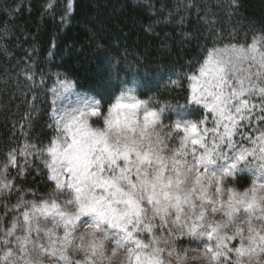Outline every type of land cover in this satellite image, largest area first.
I'll list each match as a JSON object with an SVG mask.
<instances>
[{"label": "snow or ice", "instance_id": "snow-or-ice-1", "mask_svg": "<svg viewBox=\"0 0 264 264\" xmlns=\"http://www.w3.org/2000/svg\"><path fill=\"white\" fill-rule=\"evenodd\" d=\"M72 6L69 0L66 15ZM187 79L186 103L174 107L177 118L167 124L169 141L177 142L171 157L165 155L171 145L155 131L158 123L163 124L166 109L155 110L148 101L132 96L131 89L116 97L106 114L99 101L71 112L54 109V135L46 145L25 142L10 148L0 165L3 220L11 214L6 226L0 227V264H114L121 251L125 264H164L161 242L174 246L185 236L199 241L200 246L191 250L193 260L260 264L264 257V35L254 36L250 43L208 49L198 74ZM56 83L58 88L49 89L56 95L58 89L73 87L66 80ZM190 105L210 111L214 126H205L207 117L185 118ZM100 117L102 126L90 122ZM245 122L248 126L255 122L259 134L253 138L240 132L242 140L237 141L234 135ZM30 168L41 175L47 170L53 182L47 192L37 195L19 183ZM185 169L194 171L187 190ZM244 170L252 174L251 182L240 191L229 180ZM213 186L218 194L215 201L207 194ZM224 191L227 198L221 195ZM14 193L16 202L10 204ZM26 193L33 198L25 199ZM189 206L191 212L185 214ZM217 212L225 222L204 223L206 216ZM253 217L261 222L259 226ZM84 229H88L86 237ZM237 238L238 244L229 243ZM189 251L171 247L167 254L176 252L179 261L188 258ZM75 252L80 253L78 258H73Z\"/></svg>", "mask_w": 264, "mask_h": 264}, {"label": "trees", "instance_id": "trees-1", "mask_svg": "<svg viewBox=\"0 0 264 264\" xmlns=\"http://www.w3.org/2000/svg\"><path fill=\"white\" fill-rule=\"evenodd\" d=\"M68 2L0 0V165L10 148L47 144L54 135L49 89L59 76L99 101L105 114L132 87L176 119L173 109L190 91L187 77L208 49L264 35V0H72L66 15ZM187 111V119L203 116L196 105ZM230 181L243 189L251 178ZM19 183L37 195L51 187L35 169Z\"/></svg>", "mask_w": 264, "mask_h": 264}, {"label": "rangeland", "instance_id": "rangeland-1", "mask_svg": "<svg viewBox=\"0 0 264 264\" xmlns=\"http://www.w3.org/2000/svg\"><path fill=\"white\" fill-rule=\"evenodd\" d=\"M231 45H234V44H231ZM225 46H228V45H222V46H220V47H217V48H224ZM206 55H207V53H206ZM205 55V56H206ZM205 58V57H204ZM204 60V59H203ZM203 62V61H202ZM245 67H247V64L245 65ZM253 71H255V69H253ZM197 74H198V72H197ZM57 80H66V81H69V82H71L72 83V85H73V87L72 88H70V89H68V90H64V89H58V91H59V95H56L55 94V99H54V101L55 102H53V107H52V111H51V116H52V112H53V110L54 109H59L60 111H67V112H71L73 109H78V108H83L86 104H91V103H93L95 100L93 99V97L92 96H90V95H87L86 93H84V92H80V91H78L77 89H76V87H75V85H74V83L71 81V80H69V79H67L66 77H64V76H59V77H57ZM57 82V81H56ZM55 88H58V85H57V83L55 84ZM129 89H131V88H129ZM129 89H126V90H124L123 92H128V90ZM132 90V89H131ZM122 93V92H121ZM121 93L119 94V95H121ZM131 94H134V91L132 90L131 91ZM118 97V96H117ZM137 97V96H136ZM137 99H139L138 97H137ZM141 100V99H140ZM253 102L254 103H259V101L256 99V98H253ZM114 103H115V101H114ZM197 106H199L200 107V109H201V111H202V113H203V116L202 117H207V121H206V125L205 126H207L208 128H211V127H213L214 126V121H213V118H212V114L210 113V111H208L207 109H205L204 107H203V105H197ZM157 111H159V110H157ZM259 114V112H258V110H257V115ZM57 115H60V112L58 111L57 112ZM93 120H95L96 121V118H90V122L91 121H93ZM175 119H170V118H168V117H166L165 116V112L163 113V122L165 123V124H169V123H171L172 121H174ZM253 121H255V117H253ZM100 123H102V121H100ZM94 126H95V124H94ZM203 127V126H202ZM258 127V125L255 123V122H253V124L251 125V126H248L247 125V122H245V125H243V126H241V128L238 130V132L234 135V139L235 140H237V141H241L242 140V138H241V135H240V132H244L246 135H251V136H253V138H255V136L256 135H258L259 133L256 131V128ZM222 130V129H221ZM209 140H211V135L209 134V136L207 137ZM243 143H245L247 146H251L250 144H248V142L247 141H242ZM46 145V144H45ZM249 159H251V158H249ZM37 163H39V162H37ZM253 163H257L256 161H253ZM41 167H43L42 165H41ZM31 169V168H30ZM13 171H14V173H15V170H12V174H13ZM29 171V170H28ZM37 173V172H36ZM44 173H45V178H46V182H50L51 183V187L53 186V182H51L50 180H48V178H47V170L45 169L44 170ZM241 175H248L250 178H251V173L250 172H248L247 170H244V171H238L237 173H236V178H237V176H241ZM235 178V179H236ZM231 180V179H230ZM229 180V183L230 184H232V182L233 181H230ZM233 185V184H232ZM250 185V184H249ZM248 185V186H249ZM233 186H235L238 190H240V191H242L243 189H240V188H238L236 185H233ZM247 186V187H248ZM50 187V188H51ZM49 188V189H50ZM49 189H47L46 191H44V192H47ZM44 192H42V193H44ZM41 193V194H42ZM39 195V194H38ZM16 198H17V195L14 193L11 197H10V201H9V203L11 204V203H15L16 202ZM25 199H32V197H28V195L27 194H25ZM257 214H259L258 213V210H257ZM240 215H243V218H244V214L241 212V214ZM5 216V213L3 214V215H1L0 216V227H3V226H6V224H7V222L8 221H10L11 220V214L9 213L8 215H7V220H3V217ZM253 219H254V221H255V217H253ZM156 223H157V225H159V220L157 219V221H156ZM255 223L257 224V226H259V224L261 223L260 221H255ZM166 232H167V229H164V233L166 234ZM156 233L157 234H161L160 233V229L159 228H157L156 229ZM19 234V233H18ZM246 234V233H245ZM35 237V233H33V238ZM189 239V241L191 242V243H189V245H184V240L186 241V240H188ZM238 242H239V240H238V238H237V240H235V241H231V242H229L230 244H238ZM177 244H178V246L179 247H187V248H197V247H199L200 246V244H199V241H197V240H195L194 238H191V237H187V236H185V237H181V238H179V240L177 241ZM234 258V257H233Z\"/></svg>", "mask_w": 264, "mask_h": 264}, {"label": "clouds", "instance_id": "clouds-1", "mask_svg": "<svg viewBox=\"0 0 264 264\" xmlns=\"http://www.w3.org/2000/svg\"><path fill=\"white\" fill-rule=\"evenodd\" d=\"M132 96H135V94H131ZM120 96V95H118ZM137 98V97H136ZM125 99H127V96L125 97ZM146 101V100H145ZM143 112H144V109L141 108L138 113H137V116L139 118H142L143 117ZM100 121L103 122V117H100L98 120L95 121V126L99 127V126H102V123H99ZM155 131L157 133H159L160 135H162L164 138H165V141L168 142L171 146L168 148V151L165 153L166 156H169L171 157L172 154H173V149L176 147V141L175 140H171L169 141L168 139V136H169V130L167 129V124H165L163 122V124H160L158 123L157 126H156V129ZM189 164H191V160L189 159ZM194 165H193V169H194ZM194 175V171L193 172H188L187 169H185V176H184V180H185V183L183 185L184 189L187 190L189 188H191L192 186V177ZM207 181H205V186H207ZM208 197L211 198L213 201H215L217 199V192L215 191V186L211 187L208 189ZM221 195H223L224 198H227V192L224 191L223 193H221ZM197 204V210L199 211V208H200V203L199 201L196 202ZM191 212V207H187L185 209V214H188ZM171 217H169V220L171 221ZM240 220H243V215H241L239 217ZM212 221H220L221 223L225 222V218L223 216H221L219 214V212H217V214L215 216L209 214L208 216L205 217V220H204V223L205 224H208ZM158 226V225H157ZM229 231H232L231 229H229ZM84 234H85V237H86V234L88 232V229H84L83 230ZM77 242L79 243V236L76 238ZM160 247L161 248H164L165 249V253H164V264H207V261L205 259H199V260H193L191 257L192 255L194 254L191 250L192 249H196V248H189L190 251H189V256L188 258L186 259H182V260H177V255H176V252H173L171 256H169L167 254V250L171 247H176L178 250L182 249V247H179L178 244L176 245H169V244H165L164 242H161L160 244ZM75 251V250H74ZM125 253L123 251H121L114 259V264H125V262L123 261V257H124ZM80 256V253L79 252H75V255L73 258H78ZM46 264H51V262H46ZM260 264H264V257L261 258V262Z\"/></svg>", "mask_w": 264, "mask_h": 264}]
</instances>
